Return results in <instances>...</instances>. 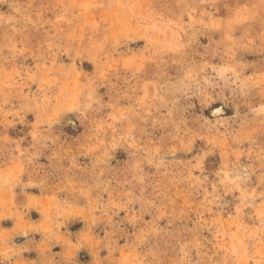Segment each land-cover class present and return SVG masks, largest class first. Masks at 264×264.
<instances>
[{"label":"rangeland","instance_id":"374dc122","mask_svg":"<svg viewBox=\"0 0 264 264\" xmlns=\"http://www.w3.org/2000/svg\"><path fill=\"white\" fill-rule=\"evenodd\" d=\"M0 264H264V0H0Z\"/></svg>","mask_w":264,"mask_h":264}]
</instances>
